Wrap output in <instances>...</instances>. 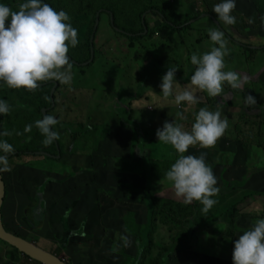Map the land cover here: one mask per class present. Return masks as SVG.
Instances as JSON below:
<instances>
[{
    "label": "rangeland",
    "instance_id": "obj_1",
    "mask_svg": "<svg viewBox=\"0 0 264 264\" xmlns=\"http://www.w3.org/2000/svg\"><path fill=\"white\" fill-rule=\"evenodd\" d=\"M76 1L82 5L79 7ZM115 1L123 5L137 1L136 7L124 6L123 15L130 18L148 4L147 0ZM209 1L211 9L219 2ZM257 1L235 0L232 15L243 25L239 29L207 16L202 0H151V4L169 5L177 21H189L190 28L175 31L165 27L150 10L140 14L150 30H145V35L135 43L114 34L108 16L102 14L94 35L93 63L85 67L72 65L70 86L53 81L57 87L49 115L58 121L53 128L59 132V149L56 148V154L51 150L48 158L29 155L31 149L46 147L42 143L44 137L34 125V121L39 120L36 112L39 101L27 93L29 103L23 102L17 96L20 88L9 93L10 88L3 87V93L10 95L7 96L10 107L1 119L6 127L0 132L7 135L0 139L13 148L28 149L27 154L12 156L8 160L10 171L1 173L6 184L10 183L1 210L5 229L57 255L66 264H138L134 241L145 230L146 210L138 194L127 186L136 189L142 184L141 176L132 169L130 162V147L138 133L134 125L149 139L144 149H149L153 160H175V150L159 142L155 131L171 120L181 124L184 130H190L184 117L201 104L210 111H220L228 126L212 146L216 148L196 144L189 146L184 155L204 153L205 162L216 178V187L224 182L243 184L242 189L237 188L224 198L217 193L213 197L217 202L212 210L219 212L243 194L249 196L236 205L238 215L227 214L232 229L227 232L226 224L219 223L196 232L187 249L172 253L167 264H232L235 238L251 228L257 219L264 218V116L258 114L264 103V48L261 49L264 47V10L256 5ZM0 2L8 6L16 2L18 4L12 9L16 10L22 0ZM53 6L54 10H64L77 30L78 44L68 49L74 52L85 42L94 16L88 12L83 17V10L88 11L84 0H55ZM205 7L208 9V5ZM199 14L200 17L194 18ZM211 19L231 38L258 48L250 51L236 46L224 34L228 54L224 57L223 70L234 71L244 78L241 88L233 89L225 83L217 97L197 90L198 103L176 105L172 96L164 99L160 94V78L167 67H176V91L189 85L195 67L190 63L191 55L199 56L216 46L208 37L211 29L219 30ZM81 57H85V52ZM248 94L256 100L253 109L245 102ZM25 106L33 121L27 133L24 132L25 121L20 117ZM15 110H19V117L14 121L12 112ZM178 114H182L183 119ZM151 190L152 196L159 201L184 204L175 195L170 182L162 178L155 180ZM28 211L30 215L38 213L29 219ZM153 222L154 248L144 253L139 264H151L153 258H158L160 246L168 244L177 231L157 218ZM24 260L18 251L0 241V264H39Z\"/></svg>",
    "mask_w": 264,
    "mask_h": 264
},
{
    "label": "clouds",
    "instance_id": "obj_2",
    "mask_svg": "<svg viewBox=\"0 0 264 264\" xmlns=\"http://www.w3.org/2000/svg\"><path fill=\"white\" fill-rule=\"evenodd\" d=\"M234 8L235 0H219L213 5L212 11L218 20L232 25L235 23L232 15ZM208 37L216 46L199 56L195 53L191 55L190 63L195 67L189 77V85L184 90L176 91L174 87L178 85L174 78L177 68L167 67L158 85L164 99L172 96L176 105L181 102L194 105L199 100L195 95L197 90L217 97L222 93L225 83L233 89L241 88L244 78L234 71L223 70L224 57L228 54L224 33L211 29ZM77 44V30L64 10H54L43 0H23L16 10L0 2V82L9 88L32 90L38 87V82L46 81H58L70 86L73 66L67 53L69 46L74 48ZM245 102L254 105L256 100L248 94ZM8 111L7 103L0 100V114ZM178 115L183 119L182 114ZM57 124V119L52 115H43L34 121L35 127L44 137L42 143L45 146L59 138V132L53 128ZM227 126V119L221 118L220 111L201 107L194 114L190 130H184L181 124L171 120L165 121L155 131L157 140L171 145L177 153V158L164 174L165 179L184 204L199 201L204 213L217 202L213 199L219 191L215 186L216 178L211 166L205 162L204 153L198 156L184 153L189 146L196 144L203 148L213 146ZM32 127V124L25 125L24 132H30ZM4 135L7 133L0 132V136ZM12 152V145L0 139V173L10 171L8 154ZM124 241L127 246L126 237ZM231 261L232 264H264V218L257 219L251 228L235 238Z\"/></svg>",
    "mask_w": 264,
    "mask_h": 264
},
{
    "label": "trees",
    "instance_id": "obj_3",
    "mask_svg": "<svg viewBox=\"0 0 264 264\" xmlns=\"http://www.w3.org/2000/svg\"><path fill=\"white\" fill-rule=\"evenodd\" d=\"M54 1L55 0H43L44 3H47L52 8L54 7L53 6ZM147 1L148 4L144 5L140 9L137 15L135 14L134 17L130 18L123 15L124 6L134 5V7H136L138 6L135 5L137 4V1H134L133 4L128 2V5H123L122 3H120V1H115V0H84V6L88 11L83 10L82 13L83 17H85L87 13L90 12L93 14L94 18L91 20L90 26L87 30L85 42L83 44H80L77 47L78 49L75 50L74 52L68 51L67 55L70 62L75 61L76 63H87L88 60L90 59V49L92 48L93 50L94 48V35L96 34L97 31L96 28L94 29L96 14H98L97 16L98 18H100L102 14H106L108 16L109 26L113 30L114 34L120 35L121 37L125 38L129 43H135L136 41H138V38L143 37L145 35V33H143L144 30L147 31L150 30V27L145 21V17L143 19L141 18V15L144 12L150 10L158 15V17L164 23L163 25L165 27L167 26L175 31H181L190 28V24L188 23L189 21L187 20L181 22L177 21V15H175L172 9L168 8L170 7L169 5L151 4V0H147ZM202 1L205 2V5H203V9L204 12L207 14V16L210 17L213 16L214 18L218 19L210 7V1L209 0H202ZM76 2H79L77 4L79 7L82 5L80 1H76ZM17 4L18 3L16 2L12 3L9 5V7L13 9V6ZM207 5H208V9H206L205 7ZM256 5L260 6V8L264 10V1L261 3V0H258ZM200 16L201 15L199 14L194 18ZM211 21H213V19H211ZM213 23L214 25H216L214 21ZM231 26L233 27L236 26L239 29H241L242 27L239 26H243V25L235 21V23L232 24ZM217 27L219 28V30H222L225 36L231 39L232 43L235 44L236 46L248 48L250 51L258 48V47L254 48L250 45L240 43L239 41L231 38L225 31H223V29H221V25ZM263 48L264 47H261V49ZM83 52H85L84 58L81 57ZM93 61L94 58L92 59V62L88 63L86 66H89V64L91 65ZM5 86L7 85L3 84V82H0V100H3L7 103L8 101L7 96L10 95L3 93L2 88ZM50 88L51 85L48 83L47 84L41 83L40 85H38L36 89H32V90L21 87L20 88L21 92L17 93V96H19L23 102L29 103L26 96V94L28 93L33 100L36 101L38 100L39 104L37 106L36 112H38L39 119H41L43 115H49L50 110H52L54 106V102L52 105L51 100L49 98ZM15 90L16 88H10L11 92L9 93H14L13 91ZM36 90H39L38 93H35ZM19 105L22 104L19 102ZM198 107H199L198 109L190 113H187L184 117L185 121H187L186 123L190 125V128H191V124L194 122V114L198 112V110L201 107L204 106L199 104ZM210 107L212 110L215 109L214 106H210ZM249 109H253V105H250ZM27 111H28V107L25 106V108L22 109V114L20 116L25 121L24 126L33 123L31 117L27 114ZM18 113L19 110H15L14 112H12V114L15 115L14 121L19 117L17 115ZM6 114H8V112ZM6 114H0V129L6 127V125L3 126L1 121L2 117L4 116L5 118ZM258 114L260 116H264V103L263 106L259 108ZM4 122L6 123V120ZM134 128H135L134 131L138 130V133L135 134L133 144L130 147L131 148L130 162L132 164V169H135L138 175L141 176L142 184L139 188L137 187L136 189L131 188L129 184H127V186L131 191H134L138 194V197L141 199L142 204L146 210L145 230L139 237H136L134 241L138 253V255L136 256V260L138 264L141 258L143 257L144 253H150L151 250L154 248V244L152 243V227L154 226L153 220L155 218H157V220H159L162 223L171 225L173 229L177 231L171 236L170 242L168 244L160 246L159 253L157 256L158 258L156 257L153 258L151 260V264H167L168 259L171 257L172 253L187 249L188 242L191 240L192 236L198 231L207 230L208 228H211L212 226H215L219 223L226 224L227 232L229 231V229H232L231 227L232 225L227 220V214L229 213L231 215H235V214L238 215V211H236V205L239 204V202L244 201V199L247 198L249 195L243 194L241 198L235 199L234 202H232L228 206H225L219 212L213 211L211 208L207 213L201 211L202 205L199 203V201H193L192 203L186 205V204L176 203L171 200H163V201L157 200L151 194L152 191L151 186L153 187V185L155 184V180L157 181L161 178L162 180H166L164 174L168 170L170 165L174 162V159L164 160V161L153 160V158H151L149 155V149H144V147H146V145L150 143L149 139L141 135L139 131L140 129L138 127L134 125ZM58 147L59 145L57 140H54L52 144L47 145L44 148L38 147L31 149L29 155L42 156L48 158L50 157V153H51L50 151L52 150L54 151V154H56V148ZM216 147L211 146L207 148L213 149ZM137 150L138 153H136ZM35 151L37 153L36 155L34 154ZM24 152L25 153L28 152V149L20 150L18 148H13V152L8 154V160L12 158V156H20ZM9 184L10 183H8V185ZM8 185L6 184L7 188ZM242 185H243L242 183L236 184L235 182H232L231 184H226L224 182L221 187H218L219 189L218 193L221 198H224L226 196L231 195L235 189L241 188ZM27 209L32 210L31 208H27ZM35 213L38 212H32L30 215L28 211L29 219L33 218ZM30 221L33 222V220ZM32 224L35 226L34 222ZM20 255L22 254L20 253ZM22 257L25 260L30 261L28 257L24 255H22Z\"/></svg>",
    "mask_w": 264,
    "mask_h": 264
},
{
    "label": "water",
    "instance_id": "obj_4",
    "mask_svg": "<svg viewBox=\"0 0 264 264\" xmlns=\"http://www.w3.org/2000/svg\"><path fill=\"white\" fill-rule=\"evenodd\" d=\"M204 14H202L203 16ZM98 14H96V20H95V26L94 29L97 26L98 21ZM111 19V16H110ZM143 19V18H142ZM145 32V30L143 31ZM93 59V50L90 49V59L87 63H84L83 65L86 66L88 63L92 62ZM55 84L53 88L50 91V96L52 97L53 91L55 89ZM51 103L53 105V100L51 99ZM10 157V155H9ZM6 196V183L4 181V178L2 174L0 173V241L8 244L9 246L16 249L19 253L29 258V260L38 262L39 264H66L61 258L45 252L38 247H36L34 244L22 239L19 236L13 235L9 233L2 222V206L4 203V199Z\"/></svg>",
    "mask_w": 264,
    "mask_h": 264
},
{
    "label": "flooded vegetation",
    "instance_id": "obj_5",
    "mask_svg": "<svg viewBox=\"0 0 264 264\" xmlns=\"http://www.w3.org/2000/svg\"><path fill=\"white\" fill-rule=\"evenodd\" d=\"M74 62V63H73ZM73 62H71L72 63V65L73 66H75V67H83L84 65V63H76L75 61H73ZM85 67V66H84ZM41 83H44V84H50L51 85V88H50V91H51V89L53 88V86H54V84H55V86L57 87V83H55V82H53V81H46V82H40V83H38V85L39 84H41ZM56 87H55V89H56ZM54 89V90H55ZM53 94H54V91H53ZM53 94H52V97L50 96V94H49V98H50V100L52 99L53 100ZM54 157V156H53Z\"/></svg>",
    "mask_w": 264,
    "mask_h": 264
},
{
    "label": "crops",
    "instance_id": "obj_6",
    "mask_svg": "<svg viewBox=\"0 0 264 264\" xmlns=\"http://www.w3.org/2000/svg\"><path fill=\"white\" fill-rule=\"evenodd\" d=\"M4 178V177H3ZM34 226V225H33ZM29 263V262H28Z\"/></svg>",
    "mask_w": 264,
    "mask_h": 264
}]
</instances>
